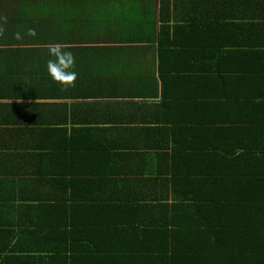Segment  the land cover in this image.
Instances as JSON below:
<instances>
[{"label":"crops","instance_id":"crops-1","mask_svg":"<svg viewBox=\"0 0 264 264\" xmlns=\"http://www.w3.org/2000/svg\"><path fill=\"white\" fill-rule=\"evenodd\" d=\"M161 21L182 25L175 42L183 47L163 40ZM0 22L6 28L0 39V246L26 240L33 249L27 259L48 256L30 235H20L22 225H78L63 245L106 254L118 246L122 253L130 248L129 225H153L158 217L173 225L180 214L187 233L207 246L212 232L201 222L216 225L205 259L264 264V189H254L255 180L264 185V175L233 172L221 182L222 175L212 176L213 183L207 175L179 173L205 164L217 171L225 162V142L207 133L209 121L222 119L225 88L247 101V110L230 114L251 119L247 124L264 145V59L240 65L236 58L230 67L199 56L209 43L237 46L223 30L237 43H262L253 48L264 55V33L260 42L255 38L264 0H0ZM28 29L35 37L13 39ZM52 43L76 58L78 76L67 90L47 73ZM167 49L179 57L163 74ZM224 68L235 70L224 74ZM161 160L170 167L167 175L158 172ZM194 187L203 192L198 200H192ZM194 205L216 214L192 224ZM165 206L168 215L161 217ZM146 247L137 246L153 255Z\"/></svg>","mask_w":264,"mask_h":264},{"label":"trees","instance_id":"trees-1","mask_svg":"<svg viewBox=\"0 0 264 264\" xmlns=\"http://www.w3.org/2000/svg\"><path fill=\"white\" fill-rule=\"evenodd\" d=\"M256 26L257 30L255 31V38L258 41L259 38L262 39L264 23H258ZM182 29V25H172L169 21H161V37H163V40L165 41L174 39L171 44L176 47H183V44L178 45L175 42L180 37ZM222 32L237 46H231V43L219 44L217 42L214 45L209 43L202 48V54L199 56L205 57L207 61L208 59L212 60L214 58L230 67H232L231 61L236 58L240 65H247L252 61L264 59V55L257 53L255 48H253L257 46V44L262 43H256L254 39L252 42H246L240 39V42L237 43V40L229 36L226 31L223 30ZM260 41L261 40L258 42ZM66 50L70 51L69 48H66ZM167 50L168 55L162 56L164 59L161 73L163 74L168 73L167 70H164V66H166L167 62H173L179 57V54L174 51L170 49ZM233 70L235 69H223L224 74L231 73ZM243 72L244 69L242 68L238 70V73L241 75ZM224 91L226 94L222 96V99L224 100L221 101L223 111L222 119L217 118L215 124H213L215 119L209 121L210 125L208 126L207 133H214L218 140H223L225 142V159L223 160H225V162L228 161L229 164H225L224 162L223 164L218 165L217 168H219V170L217 171L208 169L205 164L194 172L182 170L179 173L207 175V181L213 183L216 182V178L212 176L222 175L220 177L221 182L225 181L227 177L233 176V174H231L233 172H238V175L243 177H246L249 174H254L257 171L261 173V175H264V145L263 142L255 140V135L257 133L255 130H251L247 124L251 122V119H247V117L244 118V116L236 117L233 116V114H230H235V111H237L238 108L241 110H247L248 103L246 100H240V96L233 94L230 90H227V88H225ZM219 106L220 103L217 104L218 110L220 108ZM206 109L210 111L214 109V106L208 105ZM203 132H206L205 128L203 129ZM252 142H254L256 146L253 147L249 145ZM240 152L242 153L239 156H236ZM251 154L258 156L259 161L252 163V159L256 158L251 157ZM200 155L203 156L201 153ZM158 172L163 175H167L168 172H170V167L165 160L160 161ZM255 184L256 186H254V189L256 191L264 189V185L261 186V183L260 186H257L256 180ZM189 190L193 194L192 200H196L201 194H203V192L196 187ZM165 201L166 200L160 202L163 203ZM167 211L168 210L165 206V208L161 209L160 216H167ZM190 213L191 216L189 220L192 224H197L198 222L203 221L205 217L215 215L216 210L213 208L204 210L198 205H194L190 209ZM174 219L176 220V222H174L175 225L174 223L173 225H165L164 221L159 217L152 223L153 225H129L131 230L126 232L129 237V241L127 242L130 245L129 250L120 253L117 250L118 246H116L114 253L107 254L105 253V249L99 247L93 246L86 251L80 252V247L63 245L62 243H66V238L70 240L72 234L76 233L78 225H48V228L46 225H22L19 231L20 235H30V238L34 242H37L41 247L46 248L45 251L51 252L49 253L50 255L44 256L43 252V254H34L27 259L26 252L28 253L33 249L28 247V242L25 240L22 242L21 246H0V264H40V259H47L52 264H110L114 262L118 263L119 261L122 262L123 260L126 261L124 264H227L234 262L232 258L227 256L222 257V255L218 256L219 259H212L208 256L207 258L210 260L203 257L208 254V246H210L209 242L217 232L214 228L216 225H209L204 221L201 222V225H208L207 231L212 232L209 235L212 237H209L207 246L200 241L195 240L188 234L192 233V231H186L185 221H181L183 220L182 215L176 214ZM95 226L96 225H93L94 228ZM228 226L229 225H223V227ZM175 231L183 232V235L177 236L175 235ZM189 238L194 239L192 240L193 242H191ZM153 243L159 245L156 251L151 248V244ZM143 244L147 245L145 252L153 255L145 256L140 253L141 250H139L137 246ZM21 248L23 251H19ZM111 256L115 258H112Z\"/></svg>","mask_w":264,"mask_h":264},{"label":"clouds","instance_id":"clouds-1","mask_svg":"<svg viewBox=\"0 0 264 264\" xmlns=\"http://www.w3.org/2000/svg\"><path fill=\"white\" fill-rule=\"evenodd\" d=\"M6 28L0 22V39H6ZM35 29H28L26 32H16L13 34V39L21 41L28 37H35ZM49 59L46 62L47 73L54 83L59 84L62 89L75 86L78 73L74 70L76 64L75 55L66 50V46L62 43H52L47 46Z\"/></svg>","mask_w":264,"mask_h":264}]
</instances>
